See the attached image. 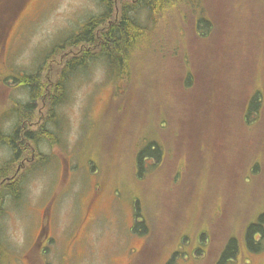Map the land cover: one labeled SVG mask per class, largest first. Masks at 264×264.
<instances>
[{
	"label": "rangeland",
	"instance_id": "1",
	"mask_svg": "<svg viewBox=\"0 0 264 264\" xmlns=\"http://www.w3.org/2000/svg\"><path fill=\"white\" fill-rule=\"evenodd\" d=\"M179 6L150 25L127 82L97 62L70 76L47 125L59 142L40 146L48 164L25 170L23 150L15 161L22 190L4 202L2 264H218L234 245L235 264H264V239L258 248L246 240L264 212V113L246 120L233 111L244 110L249 93L264 97V0ZM101 8L100 0L25 2L0 35V135L15 131L11 106L31 102L15 75L37 71ZM139 18L150 24L144 11ZM200 18L210 26L198 42ZM222 57L229 72L217 84ZM35 105L34 121L45 120L48 108ZM18 134L14 150L0 141V166L21 149ZM152 142L164 162L142 158L138 176V152ZM47 219L49 244L36 250ZM135 221L144 225L138 232Z\"/></svg>",
	"mask_w": 264,
	"mask_h": 264
},
{
	"label": "trees",
	"instance_id": "2",
	"mask_svg": "<svg viewBox=\"0 0 264 264\" xmlns=\"http://www.w3.org/2000/svg\"><path fill=\"white\" fill-rule=\"evenodd\" d=\"M26 1L0 0V35L7 34L8 29ZM187 2L188 0H100L101 11L96 15H90L77 32L63 39L44 58L43 63L41 62L40 66H37V71L31 74L15 75L18 83H20L19 85L28 88L29 100L32 103L24 104V106L21 104L18 106L15 103L13 108L11 106L10 111L15 113L17 117L15 131L13 135L8 137L0 135V141L3 143L5 141L12 142L10 145L14 150L16 148L14 139L19 132L23 131V135L18 141L20 143L18 145L19 149L21 148L18 154L16 152L10 161L4 162L0 166V217L4 213L5 199L9 196L14 200L18 199L22 190L23 176L19 175V170L13 171L15 161L21 156V150L30 154L28 159L20 160L22 162L21 167L27 162L29 166L25 167L27 168L25 170H31L35 167H43L49 162L48 156L41 152L40 146L44 144L49 148H54L59 142L56 131L47 129V125L55 124V108L64 101L70 76L88 68L90 62H97L109 70L114 79L117 78L127 82L135 70L132 66L133 57L145 48L147 39L151 35L150 25L158 22L166 14L168 8L169 11L179 10L181 9L179 3ZM140 11L146 13L148 21H150L149 25L142 18H139ZM209 26L210 23L205 19L200 18L194 21L193 37L200 42V32ZM224 66H226L224 57L216 61L215 79L217 84L222 82L226 78L227 72H229L227 71L229 66L226 67V70ZM239 72L230 73L229 77L236 76L237 78ZM219 79L222 80L219 81ZM207 100L210 99L207 98ZM37 102H40L43 108H48L45 120L39 116L41 123L38 116L37 120L34 121L36 119L35 103ZM208 110L209 107L206 111ZM233 111L237 112V118L243 117L246 120L249 119V116L254 119L259 118L264 113V97L261 98L255 92L249 93L244 110L234 109ZM241 122V119L237 121L238 127ZM163 152L159 150L154 142L149 143L144 150L138 152L135 173L139 176L138 168L142 165V158L151 156V158L157 160V163L164 162L166 153ZM137 204L138 202L136 203L138 209ZM135 214V218H137L139 216L137 210ZM263 223L264 212L258 216L257 223L250 224L246 234L247 243H253L256 248L264 239ZM141 227H144V225L135 221L132 230L138 232ZM254 235H259V238H254ZM249 246L251 247V245ZM228 250L222 254L218 264H225L232 261L231 258L234 260L237 257L238 248L236 245L232 248L233 253H229L230 250ZM3 258L4 248L0 234V264H2ZM232 262L235 264L234 261Z\"/></svg>",
	"mask_w": 264,
	"mask_h": 264
},
{
	"label": "flooded vegetation",
	"instance_id": "3",
	"mask_svg": "<svg viewBox=\"0 0 264 264\" xmlns=\"http://www.w3.org/2000/svg\"><path fill=\"white\" fill-rule=\"evenodd\" d=\"M48 228H50L49 219H47L46 224L45 225L42 224V226L39 229L40 236L38 238H41V239L39 241H37V238H36V240L34 242V248L36 250H37V247H40V246L43 247V246H47V244H49V242L47 241V238H46V237H48V234H47Z\"/></svg>",
	"mask_w": 264,
	"mask_h": 264
}]
</instances>
